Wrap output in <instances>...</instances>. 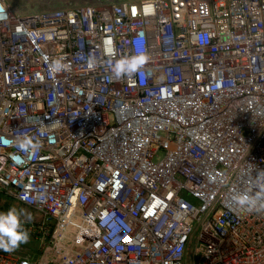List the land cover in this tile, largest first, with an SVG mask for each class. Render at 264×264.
Instances as JSON below:
<instances>
[{
    "label": "built area",
    "instance_id": "2783aa9c",
    "mask_svg": "<svg viewBox=\"0 0 264 264\" xmlns=\"http://www.w3.org/2000/svg\"><path fill=\"white\" fill-rule=\"evenodd\" d=\"M0 9V196L55 253L0 264H264V0Z\"/></svg>",
    "mask_w": 264,
    "mask_h": 264
},
{
    "label": "clouds",
    "instance_id": "9594fccd",
    "mask_svg": "<svg viewBox=\"0 0 264 264\" xmlns=\"http://www.w3.org/2000/svg\"><path fill=\"white\" fill-rule=\"evenodd\" d=\"M2 11V9H0ZM150 57L146 52L131 57H125L115 62L111 67L112 78L119 81L123 78H133L136 74L141 73L149 62ZM89 68L96 66L94 57L87 58ZM64 65L60 60H54L50 65L53 75L63 71ZM15 145L21 151H30L32 148H38V144H34L27 137H17L14 141ZM261 192L255 197L245 195L242 202L248 205L249 210L264 211V202H260L261 196L264 195V171H260L256 177ZM26 202H33L30 197L21 196ZM33 215L24 208L10 207L6 211H0V251L13 253L19 249L22 244H27L30 240V233L25 227L27 223L33 221ZM24 264H28L24 261Z\"/></svg>",
    "mask_w": 264,
    "mask_h": 264
},
{
    "label": "rangeland",
    "instance_id": "374dc122",
    "mask_svg": "<svg viewBox=\"0 0 264 264\" xmlns=\"http://www.w3.org/2000/svg\"><path fill=\"white\" fill-rule=\"evenodd\" d=\"M12 11L27 14L41 11H48L66 7H76L85 5H106L109 3H117L121 1L135 2L139 0H7ZM24 208L29 211L34 219L31 223L37 224L41 217L30 208L19 205L11 199H6L0 196V211H6L10 207ZM14 257L23 258L31 257L35 260L50 261L55 259V253L51 247H45L41 245L36 239L35 235L30 234V240L27 244H22L19 249L13 252Z\"/></svg>",
    "mask_w": 264,
    "mask_h": 264
},
{
    "label": "crops",
    "instance_id": "0c3cea01",
    "mask_svg": "<svg viewBox=\"0 0 264 264\" xmlns=\"http://www.w3.org/2000/svg\"><path fill=\"white\" fill-rule=\"evenodd\" d=\"M31 258V257H30ZM31 259H33V258H31ZM33 260H35V259H33Z\"/></svg>",
    "mask_w": 264,
    "mask_h": 264
}]
</instances>
